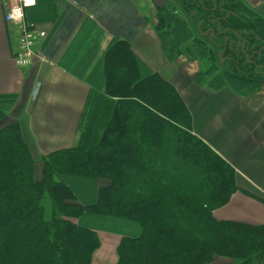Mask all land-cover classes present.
Returning a JSON list of instances; mask_svg holds the SVG:
<instances>
[{
	"label": "trees",
	"instance_id": "obj_1",
	"mask_svg": "<svg viewBox=\"0 0 264 264\" xmlns=\"http://www.w3.org/2000/svg\"><path fill=\"white\" fill-rule=\"evenodd\" d=\"M179 6L168 0L156 12L167 60H177L188 41L193 56L215 68L218 50L198 35L202 25L190 24L186 11L178 15ZM257 19L234 25L230 17L253 48L264 45V22ZM228 63L219 67L220 83L194 79L211 90L229 82L244 95L264 84V73L251 64L242 71ZM87 80L98 87L88 94L77 142L43 155L39 177L19 122H5L13 98L0 96V264H90L99 231L121 237L113 264H209L216 256L264 264V223L213 217L234 191L255 194L238 187L233 167L191 131L174 85L120 40Z\"/></svg>",
	"mask_w": 264,
	"mask_h": 264
},
{
	"label": "crops",
	"instance_id": "obj_2",
	"mask_svg": "<svg viewBox=\"0 0 264 264\" xmlns=\"http://www.w3.org/2000/svg\"><path fill=\"white\" fill-rule=\"evenodd\" d=\"M14 0H0V96H11L6 121L17 120L34 160L74 146L88 94L98 85L88 76L114 41L128 43L148 68L179 92L191 116V131L226 160L236 184L254 193L234 191L215 208L216 220L264 223V84L244 95L227 86L218 90L194 79L196 66L184 57L169 62L155 31L152 0H35L24 9L27 22L46 31V62L19 66L16 40L8 34L4 13ZM264 16V0H244ZM183 61V63H182ZM257 195V196H256ZM103 238L90 264H113L120 235Z\"/></svg>",
	"mask_w": 264,
	"mask_h": 264
},
{
	"label": "flooded vegetation",
	"instance_id": "obj_3",
	"mask_svg": "<svg viewBox=\"0 0 264 264\" xmlns=\"http://www.w3.org/2000/svg\"><path fill=\"white\" fill-rule=\"evenodd\" d=\"M179 8L178 15L183 17L182 13L186 11V19L192 21L194 18L192 22L189 21L190 24L202 25L197 34L205 39L209 47L218 50L222 65L229 62L231 66L227 67L238 66L246 71L250 65L248 62H251L254 71L264 70V56L261 55L264 45L260 43L258 48L250 47L246 32L240 27H237V31L236 27L231 26L230 17L236 19L240 13L229 6L228 0H180ZM241 22L239 25H245Z\"/></svg>",
	"mask_w": 264,
	"mask_h": 264
},
{
	"label": "built area",
	"instance_id": "obj_4",
	"mask_svg": "<svg viewBox=\"0 0 264 264\" xmlns=\"http://www.w3.org/2000/svg\"><path fill=\"white\" fill-rule=\"evenodd\" d=\"M35 4V0H14L4 13L9 36L16 40L13 58L19 66H29L34 61L46 62L42 42L46 31L27 22L24 9Z\"/></svg>",
	"mask_w": 264,
	"mask_h": 264
},
{
	"label": "rangeland",
	"instance_id": "obj_5",
	"mask_svg": "<svg viewBox=\"0 0 264 264\" xmlns=\"http://www.w3.org/2000/svg\"><path fill=\"white\" fill-rule=\"evenodd\" d=\"M237 1H239L238 2L239 3V7L230 6L232 9H234V10H236V11H238L240 13L238 18L234 19V21H233L234 25H239L240 22H241L240 20H242L245 24L246 23H251L252 24L253 20H258L257 18H259V16L261 17V19H263V20H261V22H264V16H262L259 13H256L255 11H253L248 5H246L244 0H237ZM228 3H229V0H228ZM248 9H249V11H248ZM243 22H241V23H243ZM157 24H158V17H156V24L155 25H157ZM159 25H162V22H160ZM261 25H264V24H261ZM154 28H155V26H154ZM185 44L183 43V45H182V47L180 49L179 57L180 56L184 57L185 58V59H183L184 61L186 60L189 63H192V67L196 66L193 62H195L197 64L198 67H197V70L195 71V76L194 77L199 76V78L201 79V82H204V83H209L210 80H213L211 85H215L216 83H220V80L218 78H216V77H217V75L220 74L221 70H220L219 67L222 66V64L216 62V64H214L215 65V68H214L213 64H211L212 62H208L204 58L202 60L195 58L193 56L192 43L186 41ZM263 62H264V60H263ZM182 63H183V61H182ZM248 63L251 64V62H248ZM230 64L228 63L227 65H230ZM262 72H264V70ZM262 72L260 71V73H262ZM225 84H226V86L228 88L233 89V87L230 86L229 82H227ZM218 89H220V88H218ZM218 89H214V90H218ZM5 122H6V119H5ZM35 162H36V177H39L40 176V164H39L38 160H35ZM48 204H49V202L47 200L46 201V205L48 206ZM110 233H112V232H110ZM98 236H99V239H100V235L99 234H98ZM102 237L100 239L101 243H102V240H103ZM209 264H230V260L227 259V258H224V257L216 256L214 258V260L212 262H210Z\"/></svg>",
	"mask_w": 264,
	"mask_h": 264
},
{
	"label": "water",
	"instance_id": "obj_6",
	"mask_svg": "<svg viewBox=\"0 0 264 264\" xmlns=\"http://www.w3.org/2000/svg\"><path fill=\"white\" fill-rule=\"evenodd\" d=\"M168 0H152L156 8H162Z\"/></svg>",
	"mask_w": 264,
	"mask_h": 264
}]
</instances>
